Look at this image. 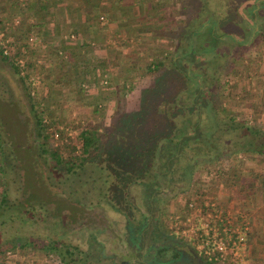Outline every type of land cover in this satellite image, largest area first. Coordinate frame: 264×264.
I'll return each instance as SVG.
<instances>
[{
    "label": "rangeland",
    "instance_id": "374dc122",
    "mask_svg": "<svg viewBox=\"0 0 264 264\" xmlns=\"http://www.w3.org/2000/svg\"><path fill=\"white\" fill-rule=\"evenodd\" d=\"M100 1L98 9H102L100 5H113L109 0L105 4ZM120 1L116 4L125 10L120 13L119 8H114V13L110 12L111 18L117 19L116 25L107 28L105 40L96 41L92 40L93 35L84 36L79 28L66 29L58 24L56 0H0V46L11 60L23 64L19 73L28 75L22 82L10 65L0 59V70L10 79L11 87L19 89L27 100L21 107L18 99L9 97L0 87V94L10 98V103L0 100V201L2 197L5 199L0 206V245L17 238L32 242L3 250L0 264H63L58 251L68 258L65 247L74 257L69 264H100L97 262L100 254L90 233L84 226L80 230L74 227L75 212L86 217L124 211L126 201L141 204L142 196L145 194L146 198L158 187L147 172L138 175L117 170L120 177L116 178L114 170L120 168L107 154L113 146L120 148L123 143L128 146L136 137H145L148 133L142 131V124L152 133L153 126L160 121L157 130L162 129L159 111L164 105V95L174 93L171 80L179 79L182 69L189 67L188 62L181 63L184 66L177 72L169 63V56L177 58L181 49L179 41L186 35L195 45L205 39L204 50L198 56L202 64L192 69V76L201 77L202 84L201 71L212 73L215 69L220 83L218 109L264 128V40L243 47L237 54L243 40L233 38L232 33L237 37L241 32L236 28L228 34L221 30L234 28L231 16L225 19L217 16L220 29L216 30L208 15L210 27L205 26L208 10L222 16L239 5L240 0ZM117 10L118 15L114 16ZM199 13L202 14L195 19ZM98 15L105 17L104 12ZM234 20L239 21V16L235 14ZM71 32L76 38L66 39L64 35ZM104 41L106 46L100 44ZM193 41L189 40L186 50L196 57ZM95 45L105 57L94 56ZM16 50L20 54L14 57L11 52ZM214 54L216 61L212 62L209 58ZM99 58L102 67L100 62L93 67L92 61ZM157 59L162 64L149 71L146 65ZM164 70L168 74L162 79ZM84 74L90 75V79L84 80L87 76ZM160 88L169 91L164 93ZM206 88L211 86H204L203 94L196 93L204 107L208 99ZM143 91L149 100H141ZM37 100L39 106L33 107ZM35 111H39L44 121L51 122L53 134L47 139L48 146L41 145V137L37 135ZM134 111L138 112L127 118V112ZM210 116H204L203 110L199 117L198 129L202 133L207 131L208 123L213 124ZM84 127L98 131V148L87 151L67 148L66 142ZM212 136L220 138L217 147L206 155H196L198 162L192 168L182 164L184 159L174 166L172 190L182 189L167 201L166 220L171 223L189 197L203 195L201 187L209 185L208 196L222 198L224 206L235 198L239 211L249 221L243 264H264V206L260 204L264 193V156L260 153L251 156L247 150L221 152L222 147L230 149L236 143L233 131ZM54 147L61 163H55L48 154ZM208 156H211L208 161L203 160ZM219 174L221 177H217ZM252 202L256 205L253 216H258V221V218L250 220L254 212ZM87 220L92 222L90 217ZM253 229L256 234H252ZM92 235L100 240L104 238L98 230H93ZM52 244L57 248H52Z\"/></svg>",
    "mask_w": 264,
    "mask_h": 264
},
{
    "label": "trees",
    "instance_id": "16d2710c",
    "mask_svg": "<svg viewBox=\"0 0 264 264\" xmlns=\"http://www.w3.org/2000/svg\"><path fill=\"white\" fill-rule=\"evenodd\" d=\"M245 1L243 4L240 0V4H236L233 8V10L229 13H223L222 16L218 14V12L210 11L206 13V27L209 29L210 23H207L208 21V15L210 16V21H213V29L219 30L220 29V23L217 19V16L223 17L225 19L227 16H231L230 19H232L233 22V29L232 30H225L221 29L224 33L228 34V31L234 32L233 30L236 28L241 33L236 37L234 33L233 38H239L243 41L239 42L240 50L237 52V54L241 53V49L243 47H247L250 44H254L255 42L259 40H264V0H243ZM202 13H199L195 16V19L197 16H199ZM235 14L239 16L240 20L236 21L234 20ZM85 16L91 20V18L95 19L97 18L98 12L96 10H91L89 8L85 12ZM261 17V18H260ZM213 19V20H212ZM259 19V21L256 23V20ZM234 20V21H233ZM225 21V20H224ZM253 23V24H252ZM254 26H257V29L254 30ZM198 30V29H197ZM242 34V35H241ZM240 36V37H239ZM186 37H183L181 41H179L180 46V52L177 56V58H174L172 55L169 56V63L174 67V69L177 72H180V68H182L181 63H187L189 64V67H186L184 70L182 69L181 76L178 78L180 79H173L171 80V83L174 85L175 91H173V94H169V98H166L167 96L164 95L165 98H163V106L160 108L162 117V129L157 130V127L159 126V122L155 123L153 126L154 131L150 133L146 128H144L143 124L142 131L147 132L148 134L145 137H136L135 141H130L131 143L122 147H111L108 150V156L110 161L113 164H116L119 166L120 169H115L114 172L119 171H127L128 173H137L144 174V172L151 173L150 180L152 183H156V175L160 173L162 180V176L168 177L169 174L175 170L174 166H176L179 163V160L184 159L183 165L187 164L189 167H193L196 162H198L196 155H201L210 152L211 148L217 147V141L220 139L218 136L214 137L212 134H220L225 133L226 131H233L234 137L233 139L236 140V143L231 144L230 149L228 148H221V152L225 153H232V151H238V150H247L251 156H254L256 153H260L264 156V128L257 127L253 124L247 123L244 119L237 118L233 114H226L223 111L219 110L217 107L216 99H217V91L219 89L220 83L218 82V77L216 76V71L212 73H200V75H203V85L200 82V78L198 77L195 79L192 76V69L196 68L198 69L199 66L202 64V60L198 58L199 51H203L202 48L205 39L202 40V42H196L193 41L192 38L187 39ZM190 41H193L195 45V50L197 56H193L191 54H188V50H186L187 43ZM248 41L249 43H246ZM212 50V49H210ZM188 51V52H187ZM14 57H17L20 54L19 50H16L14 52H11ZM237 54H234V57L237 56ZM215 54L209 58L212 62L216 61ZM0 59L5 61L10 65V67L13 69V71L18 74L20 80L23 82L25 78L28 76L26 72L23 74L19 73V68L23 67V64L18 63L16 59H10V56L5 54L3 52V47L0 46ZM11 60V61H10ZM96 61V63H95ZM97 62L99 63V66L102 67V59H96L93 60V67L97 65ZM101 64V65H100ZM162 64L161 59L154 60L152 63H149L146 65L147 69L149 71L156 70L160 65ZM193 64V65H192ZM195 66V67H194ZM96 68V67H95ZM94 68V69H95ZM168 74L167 70H164L161 73L162 79L166 78V75ZM87 75V74H84ZM90 75H87L84 80H88ZM170 78V77H169ZM105 78H103L104 80ZM162 82V81H161ZM162 84H164L162 82ZM165 85V84H164ZM168 85V84H167ZM166 85V86H167ZM204 86H211L210 89L206 88V97H208L207 106L204 107V103L198 102V98H196L198 95L196 93L203 94ZM161 89V88H160ZM159 90V87H158ZM165 89H161L162 92H168L169 88L166 89L168 91H163ZM181 92L184 93V95H181ZM188 93V94H187ZM29 94V92H27ZM187 95H190L189 98ZM183 99H180L181 97ZM192 97V98H191ZM149 100L148 97H146V92L143 91L141 100ZM178 99L182 101L181 104L178 103ZM185 99H189L187 102H185ZM194 99H197L195 101H192ZM212 101V102H211ZM40 102V101H39ZM209 103V104H208ZM35 106H39L38 100L33 104ZM187 107L191 108L187 110ZM142 107H139L141 109ZM142 110V109H141ZM204 110V116H209L213 118V124L208 123L209 127L206 129L205 133H202L200 129H198V123L201 119L202 111ZM144 111V110H143ZM134 112H127L129 113L127 118L131 113ZM155 111L153 110V113ZM199 112V116H198ZM152 113V114H153ZM156 113V112H155ZM209 113V115H208ZM151 114V115H152ZM159 118V115H158ZM116 118L113 123H116ZM154 119V118H152ZM35 123H36V132L37 135L40 138L41 145H47V139L48 137L52 136L53 131L50 127L51 122L44 121L41 114H39V111H35ZM146 123V122H145ZM146 126V125H145ZM161 127V126H160ZM137 135V133H136ZM138 136V135H137ZM99 133L95 128H87L84 127L81 131H79L78 135L76 137H72L69 139V141L66 142V147L70 150L78 149L81 151H87L89 149H97L99 145ZM141 140V141H140ZM120 144V145H123ZM222 144H224L222 142ZM48 146V145H47ZM130 146V147H129ZM232 148V149H231ZM129 150L132 152V150L136 153L128 154L124 153L125 150ZM234 149V150H233ZM189 151V152H188ZM48 154L50 155L51 159L55 163H61L62 160L59 157V154L54 149L48 151ZM211 158V156L206 157L203 160L208 161ZM110 164L111 166H114L113 164ZM115 165V166H116ZM70 168V166H67ZM179 167V166H178ZM189 169V168H188ZM191 170V169H190ZM1 171V166H0ZM163 171V172H162ZM192 171V170H191ZM233 173H235V170H232ZM114 173V174H115ZM116 178L120 177V174H115ZM122 176V175H121ZM164 177V178H165ZM124 179V178H122ZM182 180V179H180ZM249 188L251 187L250 183H248ZM116 190V189H115ZM118 190V189H117ZM115 193V192H114ZM2 197L0 201L4 202L5 199ZM32 243L30 239L28 240H19L18 238L14 241H10L8 244H1L0 245V253L3 252L5 249H9L11 247H22L26 244ZM52 248H57L55 244L51 245ZM64 252H66L69 256L68 258L65 257L64 254H62L60 251L59 257L63 264H69L72 260H74V257L71 255L70 251L67 247L64 248ZM74 264V263H71Z\"/></svg>",
    "mask_w": 264,
    "mask_h": 264
},
{
    "label": "flooded vegetation",
    "instance_id": "af4514ba",
    "mask_svg": "<svg viewBox=\"0 0 264 264\" xmlns=\"http://www.w3.org/2000/svg\"><path fill=\"white\" fill-rule=\"evenodd\" d=\"M0 87L9 97L18 99V105L24 106L26 95L20 90H14L10 79L0 70ZM12 96V97H13ZM2 102H9L6 94H0ZM163 172V171H162ZM156 175L158 187L144 197L141 204L125 202V210L111 214L87 215L80 217L75 212L77 220L74 227L84 229L91 235V240L97 245L100 264H218L202 254L194 242V238L174 229L166 220L167 201L182 187L172 190V174L168 177ZM165 177V178H164ZM155 183V182H154ZM203 193H209L210 188L204 184ZM76 203V202H74ZM78 205H81L77 201ZM170 217V215H169ZM93 230L104 234L103 240L92 235ZM96 259H94L95 263Z\"/></svg>",
    "mask_w": 264,
    "mask_h": 264
},
{
    "label": "built area",
    "instance_id": "2783aa9c",
    "mask_svg": "<svg viewBox=\"0 0 264 264\" xmlns=\"http://www.w3.org/2000/svg\"><path fill=\"white\" fill-rule=\"evenodd\" d=\"M68 37L75 39L72 32ZM221 199L206 193L189 197L182 213H176L170 225L193 237L202 254L216 263L243 264L249 221L236 206H224Z\"/></svg>",
    "mask_w": 264,
    "mask_h": 264
},
{
    "label": "crops",
    "instance_id": "0c3cea01",
    "mask_svg": "<svg viewBox=\"0 0 264 264\" xmlns=\"http://www.w3.org/2000/svg\"><path fill=\"white\" fill-rule=\"evenodd\" d=\"M107 1L108 0H103L102 2L105 4ZM99 2H101V1L100 0H58V1L56 0L55 3L57 5V10H58V12H57L58 24H62V26L66 27V29H68V28L72 29L73 27L79 28L84 36L90 37L93 35L92 40H96V41L105 40L104 38L108 36V33H107L108 29L107 28H110L111 26H115L116 21H117V19L115 17L111 18L110 12L114 13L115 9L119 8V11L121 13V11L125 10V7H121V6L117 5L118 3L119 4L122 3V1H120V0H117V1L109 0V2H112L113 5H110L107 7L105 5L104 6L100 5V7H102V9H98V6H99L98 3ZM89 8H91V10H93V11L96 10V12H98V14H100L101 12H104L105 17H103L102 15H99L97 17L98 19L97 18H95V19L91 18V20H89L85 16V12ZM117 15H118V10H117V13L114 14V16H117ZM90 28L92 30L91 31L92 33L90 31H88V30H90ZM84 29H86V31ZM64 37L66 39L68 38V40H69L68 34L67 35L65 34ZM83 37H80L81 41L83 40L82 39ZM64 41H66V40L64 39ZM87 42L92 43V41H87ZM104 42L105 43H100V44H103V46H106L104 44H106L107 41H104ZM96 48H99L98 45H95V48L93 49V54L95 57H98V56L99 57L100 56L105 57L106 56V54H103L102 52L98 51L100 48L99 49H96ZM217 180L219 181L220 179H217ZM262 196H263V199H261L260 204H262V206H264V193L262 194ZM235 201H236V199L232 198V199L228 200V202L226 204L234 205V206H236V209L239 210L238 202L237 201L235 202ZM251 205H253L252 210H254V212H253V214L251 213V217L249 215L250 220H251V218L253 220H256L258 218L257 219V221H258L260 218L258 216L257 217L253 216L254 214L256 215V208H255L256 205L253 202ZM255 226H257V224H255ZM254 231H255V229L251 230L252 234H256V232H254Z\"/></svg>",
    "mask_w": 264,
    "mask_h": 264
}]
</instances>
